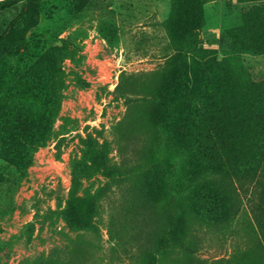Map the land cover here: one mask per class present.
Listing matches in <instances>:
<instances>
[{"label": "rangeland", "instance_id": "obj_1", "mask_svg": "<svg viewBox=\"0 0 264 264\" xmlns=\"http://www.w3.org/2000/svg\"><path fill=\"white\" fill-rule=\"evenodd\" d=\"M202 6L201 27L184 39L172 28L173 0L41 2L28 47L0 57V86L58 47L59 109L52 138L25 168L3 159L0 141V264H264L256 154L235 165L219 154L202 156L198 130L181 137L179 152L170 144L168 159L180 155L190 177L181 192L189 208L182 226L196 247L191 255L153 256L152 248L166 244L167 178L129 174L149 155L153 120L160 116L148 98L172 86L169 59L175 57L178 67L187 54L188 84L197 95L216 88V80L207 78L209 65L213 78L225 73L223 67L226 82L238 83L244 93L251 81L264 80V52L237 49L232 38L247 15L264 16V0H205ZM22 7L19 2L0 10V32ZM173 38L181 44L172 46ZM227 100L239 114L262 104L240 92ZM249 133L251 141L262 137V131ZM113 164L121 166L116 178L104 172ZM107 183L112 189L100 201L97 231L66 221L63 210L72 188L89 197Z\"/></svg>", "mask_w": 264, "mask_h": 264}, {"label": "trees", "instance_id": "obj_2", "mask_svg": "<svg viewBox=\"0 0 264 264\" xmlns=\"http://www.w3.org/2000/svg\"><path fill=\"white\" fill-rule=\"evenodd\" d=\"M42 1L0 0V10L23 2L19 15L0 32V57L20 53L28 47L27 34L39 23ZM90 1L92 0H74L76 5ZM204 1L173 0L177 12L172 19V28L184 39L194 36L201 27ZM232 38L237 49L264 52V16L253 19L247 15L245 27L234 31ZM180 44V38L171 40L174 47ZM57 49L58 47H54L44 52L11 84L0 86L1 152L3 159L20 169L29 165L35 151L46 145L53 136V122L59 109L56 83L61 76ZM187 59L185 54L178 67H175V57L169 59L170 68L174 70L172 86L170 89H162L164 93L158 91V94L148 98L160 117L153 120L148 157L143 163H135L129 170V174L135 177L143 173L152 178H167L164 190L171 199L163 227L166 244L152 248L151 252L156 259L169 251H182L189 255L196 251L195 245L191 243L189 229L182 226L189 210L187 199L181 192L183 186L190 184L188 169L180 155L174 161L167 157L171 143L179 152L182 136L192 135L193 131L198 130L201 135L196 141L202 156L219 154L226 157L227 161L235 162L234 165L256 154L254 164L259 165L258 185L264 198V80L251 81L247 93H244L238 83L232 86L226 82L229 80L226 79L228 77L223 67L222 71L225 73L213 78V66L209 65L207 78L216 80V88L213 94L205 91L197 95L188 84ZM202 76L206 77L204 73ZM232 78L235 82L236 78ZM220 82L232 87V90L226 91L219 86ZM239 92L241 97L247 95L251 99H258L262 104L250 106L241 114L236 109L230 110L227 97ZM210 95L211 98L212 95L216 97L218 105L214 103V99L211 100ZM249 130L255 134L262 131L261 139L251 141ZM120 171L121 166L117 164L105 165L104 168L105 174L110 178L120 176ZM111 189L112 186L107 183L91 196L85 197L79 195L75 187L72 188L63 210L66 221L80 228L97 231L95 217L100 201ZM152 217L150 214L148 218Z\"/></svg>", "mask_w": 264, "mask_h": 264}]
</instances>
